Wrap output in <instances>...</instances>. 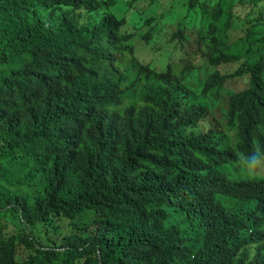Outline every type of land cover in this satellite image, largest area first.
I'll return each mask as SVG.
<instances>
[{"label":"clouds","instance_id":"9594fccd","mask_svg":"<svg viewBox=\"0 0 264 264\" xmlns=\"http://www.w3.org/2000/svg\"><path fill=\"white\" fill-rule=\"evenodd\" d=\"M6 25L35 32L0 35V102L35 127L26 154L0 151V194H17L13 209L34 205L42 217L0 232V264H67L59 253L72 251L93 264H264L254 193L242 185L264 181L259 0H0ZM83 39L126 45L127 59L88 53ZM148 74L166 117L151 102L124 111L147 93ZM161 152L192 158L177 165ZM151 168L161 182L153 207L109 196L134 187L140 170L147 185ZM209 173L218 186L197 189ZM73 186L85 200L65 209L57 198Z\"/></svg>","mask_w":264,"mask_h":264},{"label":"trees","instance_id":"16d2710c","mask_svg":"<svg viewBox=\"0 0 264 264\" xmlns=\"http://www.w3.org/2000/svg\"><path fill=\"white\" fill-rule=\"evenodd\" d=\"M181 1V0H179ZM184 1V0H183ZM262 6H264V0H259ZM181 4V3H180ZM35 30L23 28L15 25H6L0 28V35L6 37H12L21 40H30L26 36H32ZM83 43L86 46V51L88 53L99 54L101 56H110V57H119L120 59H127V50L128 47L126 45H117L113 44L108 46L107 48H102L101 43L98 41H91L87 39H83ZM54 42H48L46 45H54ZM115 50V52H113ZM148 86L146 92L140 101L133 102L129 107H127L124 111L127 113H135L137 112L140 107L147 108L150 106V102L152 105L156 106L159 110V114L163 117L167 116L166 107L156 101V96L159 91V83L156 80V74L153 77L152 74H148L147 76ZM13 98L21 104L25 103V99L20 92H12L11 93ZM151 94V95H150ZM155 102V103H154ZM39 102H36L38 106ZM120 104V101H119ZM161 105V106H160ZM132 106V107H131ZM175 116H177L175 114ZM8 126L10 131L2 133V125ZM11 126V127H10ZM35 126L24 124L21 122V118L15 114H13L10 110L5 108L0 102V151H3L7 156L11 157L12 159L15 155H23L26 154V143H27V136L29 133V129ZM202 139L204 141H208V137L202 134ZM10 143V145H7ZM162 157H168V160L177 165L186 164L192 157L191 156H173L170 155L168 152H161ZM141 170H140V177L135 182L136 185L134 187L129 188L126 190L124 194H113L110 190L104 188V191H110L109 196L118 202L119 204H123L129 206L130 208L134 209H141L142 207L148 208L153 207L152 204L148 203L147 201L151 199L152 192L154 191V185L157 188L161 187V182L159 177L155 176L152 168L148 172L144 170V174L148 176L147 178V185L144 181V178H141ZM225 182V179L222 178ZM98 181V180H95ZM91 183V189L95 187H99L100 184L97 182ZM154 184V185H153ZM249 184L252 188L254 193V202L256 203L255 207H249L250 209L254 210L255 213L260 217L257 222V229L263 231L264 229V181L261 182H243L242 185ZM185 187L186 184H183ZM167 186V185H164ZM208 186L209 188H216L218 186V180L216 176L213 174H208L207 178L205 179L203 175L198 177V182L196 184L197 189H201L203 187ZM119 188H122L120 186ZM165 191H168V186L165 187ZM90 192L89 189H83V193L88 194ZM82 190L77 192L75 190V186H73L70 190H63L60 192L57 201L61 207L67 209L70 204L73 202H77L78 200L81 201L82 198ZM122 194V195H121ZM17 194L15 193H8L6 196L0 194V232L2 233H9L10 231H20L23 227L28 224H40L41 222L39 219L42 217L41 212L34 208V205H30L27 209L24 208V211L13 209V207L18 203L12 201L15 199ZM85 200V197L82 198ZM113 203V208H117L118 203ZM104 202L103 205H105ZM208 203L204 202L203 205L199 208V213L202 218L206 217ZM238 206L240 208V204L238 202ZM59 212H64L65 216H70L69 210L59 209ZM240 234V233H239ZM211 233L209 231H203V237L205 241H209ZM88 236V232H86V237ZM239 241L242 242L245 246H248V241L245 240L241 235L239 237ZM61 259H64L67 264H93L91 257L87 253H77L76 251H72L71 253H59ZM116 264V263H113ZM119 264V263H118Z\"/></svg>","mask_w":264,"mask_h":264}]
</instances>
